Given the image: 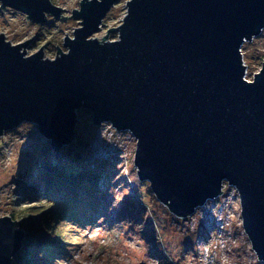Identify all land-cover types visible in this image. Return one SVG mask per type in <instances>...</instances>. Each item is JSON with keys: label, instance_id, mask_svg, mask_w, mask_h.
<instances>
[{"label": "water", "instance_id": "1", "mask_svg": "<svg viewBox=\"0 0 264 264\" xmlns=\"http://www.w3.org/2000/svg\"><path fill=\"white\" fill-rule=\"evenodd\" d=\"M118 0H80V25L55 57L32 39L0 33V135L36 124L53 152L75 137L77 111L129 130L137 177L178 217L232 184L242 226L264 260V62L245 78L243 41L264 27V0H127L117 38L102 39V19ZM36 23L66 20L51 0H0ZM23 229L0 216V264H11Z\"/></svg>", "mask_w": 264, "mask_h": 264}, {"label": "rangeland", "instance_id": "2", "mask_svg": "<svg viewBox=\"0 0 264 264\" xmlns=\"http://www.w3.org/2000/svg\"><path fill=\"white\" fill-rule=\"evenodd\" d=\"M51 1L64 9L66 20L47 14L44 23H36L24 12L1 7L0 33L12 44L32 36L25 47L27 54L43 44L44 57H55L56 45L66 51L63 37L66 32L72 36L80 25V18L70 16L80 0ZM126 1L112 5L93 37L100 40L111 26H119ZM107 37L116 39L117 32H108ZM241 53L245 78L252 80L264 62V27L259 35L243 41ZM74 136L60 150L57 165L70 167L75 157L92 169L98 179L92 191L97 201L76 207L78 220L64 226L63 233L58 230L52 253L44 250L35 258L43 257L48 264H264L242 226L239 194L232 184L224 182L221 194L197 206L192 214L178 217L155 197L148 181L137 177L136 139L129 130H117L108 122L95 125L92 113L81 108ZM50 148V140L30 121L0 135V216L11 215L17 228L23 229L21 248L11 264L32 261L27 235L33 215L27 208L37 204L40 209L33 210L39 211L54 203L43 196L32 200Z\"/></svg>", "mask_w": 264, "mask_h": 264}, {"label": "trees", "instance_id": "3", "mask_svg": "<svg viewBox=\"0 0 264 264\" xmlns=\"http://www.w3.org/2000/svg\"><path fill=\"white\" fill-rule=\"evenodd\" d=\"M59 152H52L50 148L43 157L44 167L36 180L35 190L37 193L32 200L38 201L43 196L54 203L48 209L39 210L40 206L37 204L27 208V212L33 215L29 222L30 229L27 235L28 253L32 254L29 256L32 261L26 260L20 264H48L43 257L35 258L36 255L44 250L46 253L51 252L57 237H59L58 230L63 233L61 229L64 226L78 220L79 214L76 207L82 208L85 204L90 206L97 201L92 194L93 189L97 186L96 174H93L92 169L80 164L75 157L70 167L59 168L56 158ZM56 197L57 199H55ZM58 199L61 201L60 208H58ZM57 203L58 206H56ZM36 208H39V211H35ZM47 244H50L48 249L45 248Z\"/></svg>", "mask_w": 264, "mask_h": 264}]
</instances>
